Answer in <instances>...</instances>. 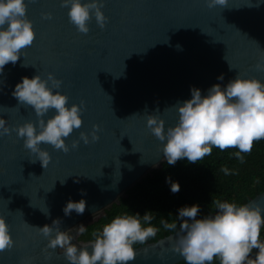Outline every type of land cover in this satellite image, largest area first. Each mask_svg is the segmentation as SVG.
<instances>
[{
  "label": "water",
  "instance_id": "obj_1",
  "mask_svg": "<svg viewBox=\"0 0 264 264\" xmlns=\"http://www.w3.org/2000/svg\"><path fill=\"white\" fill-rule=\"evenodd\" d=\"M26 3L36 35L17 63L0 73V115L9 126L35 122L34 109L18 105L12 91L23 76L46 78L49 72L62 80L59 90L69 105L83 101L84 110L81 128L66 138L67 153L41 145L51 155L46 169L32 162L36 156L15 131L0 136V215L15 241L0 251V264H70L62 249H47V238L31 226L59 218L62 230L73 229V242L87 243L75 229L98 221L166 161L146 125L148 112L159 110L166 130L178 117L171 106L189 99L191 87L203 93L237 74L264 80V70L257 68L264 63V0H229L222 9L209 8L206 0H104L105 27L93 16L87 34L70 23L60 0ZM45 12L52 18L45 19ZM93 125H99L94 142ZM80 131L89 133L90 143L81 140L73 149ZM81 190L84 213L66 216V202L81 199ZM253 201L264 203V191L246 203ZM174 235L135 247L129 264L184 260L172 251Z\"/></svg>",
  "mask_w": 264,
  "mask_h": 264
},
{
  "label": "clouds",
  "instance_id": "obj_2",
  "mask_svg": "<svg viewBox=\"0 0 264 264\" xmlns=\"http://www.w3.org/2000/svg\"><path fill=\"white\" fill-rule=\"evenodd\" d=\"M60 3L67 8L69 21L78 32L87 34L90 31L89 22L93 16L101 28L105 27L108 18L102 10L104 0H60ZM206 3L209 8L219 6L222 9L228 6L229 0H206ZM26 13V0H0V73L5 65H15L24 49L34 42L33 22ZM42 15L45 19L52 18L51 12ZM257 68L264 70V63ZM218 80H224L223 74ZM62 83L52 72L47 73L46 78L38 73L32 77L23 76L15 84L12 96L18 105L31 106L37 120L9 126L0 115V136L15 131L23 139L24 147L36 156L32 162L39 160L44 169L51 155L41 145H51L67 153L70 148L66 138L82 126L84 102L69 105L68 95L59 90ZM190 92L189 99L171 106L178 117L166 130L164 119L157 114L159 110L148 112L146 116V125L161 142L160 151L167 164L174 165L185 158L192 163L201 161L212 153L213 147L221 151L236 148V158L243 161L242 154L252 151L254 141L264 139V80L237 74L226 85L215 83L203 93L193 86ZM50 110L54 113L47 116ZM98 130L99 125H93L92 142L99 140ZM81 140L89 144V133L80 131L79 139L71 141V148H77ZM223 172L231 174L227 168ZM167 182L173 193L180 190L178 181L169 177ZM81 193V199L70 198L66 202L63 208L66 216L73 211L79 215L84 213V190ZM212 203L214 211L207 215H202L199 203H194L180 207L175 221L163 222L166 230L175 233L170 237L172 251L179 253L186 264H212L214 258L220 264H264V203L239 204L228 200ZM45 213L48 214V210ZM152 220L148 211L143 215H117L94 232L87 243L73 242V229L62 230L59 218L51 225H28L47 238V249H62L70 264H129L136 257L134 245L145 244L157 236L159 229L152 225ZM86 230L87 227L80 224L75 232L83 235ZM14 244L6 218L0 215V251L11 249Z\"/></svg>",
  "mask_w": 264,
  "mask_h": 264
},
{
  "label": "trees",
  "instance_id": "obj_3",
  "mask_svg": "<svg viewBox=\"0 0 264 264\" xmlns=\"http://www.w3.org/2000/svg\"><path fill=\"white\" fill-rule=\"evenodd\" d=\"M236 148L221 151L213 147L212 153L203 160L192 163L185 159L178 160L174 165L165 161L161 168L148 175L128 191V196L121 197L106 214L98 221L87 226L80 235L81 240H91L92 234L101 230L103 225L117 215L148 211L152 216V225L159 229L156 241L170 233L163 227V222L176 220L178 209L185 205L199 203L201 214L207 215L214 211L213 201L228 200L239 204L246 203L264 191V139L254 141L250 153H243V161L236 158ZM227 168L231 174L226 175ZM178 181L180 190L173 193L168 178ZM264 238V233H262ZM146 242V243H147ZM142 244H135L134 247ZM177 264H186L185 260ZM212 264H220L218 259Z\"/></svg>",
  "mask_w": 264,
  "mask_h": 264
}]
</instances>
